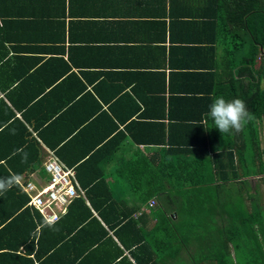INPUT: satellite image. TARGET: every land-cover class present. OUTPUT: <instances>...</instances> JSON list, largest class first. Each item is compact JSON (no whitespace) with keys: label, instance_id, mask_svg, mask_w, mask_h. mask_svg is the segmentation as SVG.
<instances>
[{"label":"crops","instance_id":"crops-1","mask_svg":"<svg viewBox=\"0 0 264 264\" xmlns=\"http://www.w3.org/2000/svg\"><path fill=\"white\" fill-rule=\"evenodd\" d=\"M248 2L264 12V0ZM225 10L217 0H0V14L5 17L2 26L8 32L0 38V101L13 107L16 113L11 114L20 121L13 123L14 136L0 145L14 149L7 145L10 139H21L28 129L43 146L34 170L22 174L21 181H46L44 163L52 152L56 156L59 152L60 159L76 169L74 159H85L111 130L93 127V122L83 128L101 113L138 121L162 119L166 113L171 134L186 130L176 121L202 114L205 129L218 133L209 112L198 111H208L211 99L226 94L229 82L241 84L239 78L231 83L228 75L241 67L240 55L245 51L231 42L225 24L223 30L214 27L216 20L226 17ZM240 13H245L243 7ZM263 18L253 14V28L260 31ZM232 50L235 55H229ZM262 53L264 49H259L258 69ZM207 74L212 79H206ZM2 109L0 105V127L9 123ZM143 128L135 132L140 136ZM259 132L264 150V121ZM70 135L78 138L63 146ZM241 139L235 141L237 145ZM137 149L148 157L161 151L158 146L138 147L128 137L114 162L105 167L115 198L134 200L129 184L124 186L113 173ZM64 157H72V162ZM249 165L262 169L260 160ZM204 166L211 168L212 164ZM237 173L243 174V167ZM171 195L179 205V235L172 236V245L165 246L160 239L155 242L161 255L174 256L169 264H218L228 232L239 243L238 249L236 242L228 247L234 263L264 258L260 251L264 254V224L259 215L264 210V174L213 181L201 191ZM159 204L158 200L154 207L148 203L142 209L150 213ZM165 205L174 212L170 203ZM251 216L249 224L246 218ZM155 222L153 218L142 222L146 225L140 230H152ZM256 231L259 244L252 242L253 250L245 252L238 232L252 233L254 238ZM217 238L216 251L210 244ZM137 257L145 261V254L130 247L128 264H138Z\"/></svg>","mask_w":264,"mask_h":264},{"label":"trees","instance_id":"trees-1","mask_svg":"<svg viewBox=\"0 0 264 264\" xmlns=\"http://www.w3.org/2000/svg\"><path fill=\"white\" fill-rule=\"evenodd\" d=\"M225 1L217 0L220 8H226L227 15L224 20L218 19L220 23L216 20L214 27L223 30L225 24L231 42L237 43L245 51L240 55L241 67L231 76L228 75L231 83H236L235 79L239 78L242 79L241 84L234 86L229 82L228 91L221 96L226 100L240 98L246 102L252 119L244 130L221 134L216 129L218 133L211 134L204 127L202 114L176 121L186 129L178 134H171L173 130L169 128L171 122L166 119V113L158 120L113 119L110 113H101L97 121H94L96 117L90 119L83 128L93 122V127L111 130L102 136L99 145H93L97 146L96 149L88 151L83 157L85 159L78 161L73 158L75 163L78 162L76 172L81 187L86 191L85 198L76 199L59 222L47 224L37 211L27 207L29 197L19 184L0 194V264H128V249L133 246L145 254V261L137 257L138 264H169L174 256L161 255L155 242L160 239L165 246L172 245V236L179 235L177 218L181 216L177 211L178 201L174 200L172 192L201 191L213 181L264 174V150L260 149L259 132L260 122L264 121V53L261 54L260 68H257L259 49H264V18L260 31L253 28L251 21L253 14L260 13L263 17L264 12L250 7L248 0ZM242 7L245 10L243 14L240 13ZM3 15L0 14V38L8 33L2 26L5 20ZM229 55H235L233 50ZM0 72H3L2 69ZM211 77L210 74L206 75V79ZM0 105H3L1 111L6 118L8 116L9 122L0 127L1 143L3 139L14 136L13 123L19 119L11 114L16 112L4 100L0 101ZM207 112L209 110L203 108L198 111ZM139 126L146 127L140 136L139 132H135ZM77 135H70L62 145H71L78 138ZM128 137L138 147L161 148L160 152L150 157L137 149L133 158L116 165L113 176L123 180L124 186L128 187L129 184L135 196L132 201L115 198L105 175V167L114 162ZM239 138L243 140L237 145L235 141ZM10 142L7 145L14 149L0 145V177L12 174L21 176L34 170L43 149L37 138L26 129L21 139L11 138ZM18 149L29 154L27 162H22L23 153H18ZM57 154L61 156L59 152ZM64 160L71 163L72 157H64ZM256 160L261 161V170L249 165V162ZM206 162L212 164L211 168L204 166ZM242 167L243 174L239 175L237 171ZM157 199L160 203L157 209L150 210V213L142 209L152 200L158 203ZM165 203L175 207L174 212ZM185 205L188 206V202ZM151 218L156 221L153 229L148 232L143 230V233L141 225L146 224L142 222ZM251 220L253 216L246 218L249 224ZM140 232L142 236L137 237ZM261 233L264 236V230ZM230 235L228 232L227 238L222 240L224 255L217 259L218 264H264V258L256 257L234 263L228 247L236 242L234 247L238 249L239 243ZM238 235L242 243H246V252L253 250L252 242L259 244L258 231L253 234L254 238L252 233L238 232ZM219 245V238L210 244L216 251ZM260 251L264 257L263 249Z\"/></svg>","mask_w":264,"mask_h":264},{"label":"built area","instance_id":"built-area-1","mask_svg":"<svg viewBox=\"0 0 264 264\" xmlns=\"http://www.w3.org/2000/svg\"><path fill=\"white\" fill-rule=\"evenodd\" d=\"M47 180L36 182L27 179L20 181L24 193L29 197L27 207L37 211L47 224H55L68 212L76 199L85 198V190L81 187L76 169L67 166L53 152L44 163ZM156 201L149 203L154 207Z\"/></svg>","mask_w":264,"mask_h":264},{"label":"clouds","instance_id":"clouds-1","mask_svg":"<svg viewBox=\"0 0 264 264\" xmlns=\"http://www.w3.org/2000/svg\"><path fill=\"white\" fill-rule=\"evenodd\" d=\"M209 116L215 125L214 128L221 134H228L232 130L241 132L252 119V114L247 109L244 100L240 98L226 100L222 96L216 97L210 104ZM17 152L23 153L22 162H27L29 154L23 149H18ZM20 181L21 176L19 174L0 177V194L6 193ZM51 223L52 221H49V224Z\"/></svg>","mask_w":264,"mask_h":264},{"label":"rangeland","instance_id":"rangeland-1","mask_svg":"<svg viewBox=\"0 0 264 264\" xmlns=\"http://www.w3.org/2000/svg\"><path fill=\"white\" fill-rule=\"evenodd\" d=\"M263 160H264V155H263ZM117 199H120V195L116 197ZM263 199H262V203H263ZM260 218H261V222L264 224V210L259 212ZM258 219V218H257ZM246 243L242 244V249L246 252L247 251V247L245 246ZM252 249L254 248V246L252 245L251 247Z\"/></svg>","mask_w":264,"mask_h":264}]
</instances>
